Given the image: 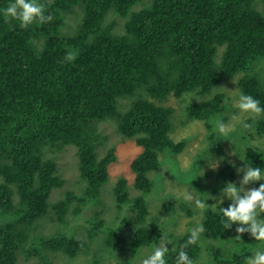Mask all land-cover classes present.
I'll list each match as a JSON object with an SVG mask.
<instances>
[{
	"label": "trees",
	"instance_id": "1",
	"mask_svg": "<svg viewBox=\"0 0 264 264\" xmlns=\"http://www.w3.org/2000/svg\"><path fill=\"white\" fill-rule=\"evenodd\" d=\"M11 2L0 0V264H17L49 208L55 220L65 223L72 206V214L81 215L98 200L109 180V166L117 159L114 147L98 153L106 140L99 128L105 120H112L123 137L134 139L141 148L130 162L140 193L131 197L125 176L113 187L117 208L128 205L133 211L121 222L129 224L130 217L138 227L126 235L120 227L107 226L96 211L87 217V239L53 232L41 236V249L73 257L89 250L100 230L105 232L104 244L115 252L134 254L159 242L164 236L161 226L146 222L147 195L153 188L149 172L160 168L164 150L179 152L185 140L172 139L174 109L157 101L187 91L206 95L223 78L241 74V93L264 107V74L255 70L264 65V9L257 8L258 0H39L53 20L25 29L15 20L6 21L3 9ZM112 11L126 19L121 33L114 31L116 21L107 19ZM76 14L79 22L67 28L69 16ZM69 52L76 57L71 63L64 60ZM119 98H130L125 109ZM223 99L216 93L192 102L187 117L211 120L223 111ZM256 132L264 134V117L257 120ZM65 145L76 147L85 184L80 193L68 191L49 202L51 191L61 188L65 179L56 157L46 149L58 151ZM214 150L223 152L219 146ZM245 163L264 172L263 152L248 146ZM218 177L231 182L235 170L226 164ZM260 183L264 181L255 187ZM228 205L205 212L201 223L205 239L230 238L236 224L225 229L220 211ZM190 234L179 237L175 250L165 257L167 264L176 262ZM184 250L194 261L199 241ZM211 252L214 264H246L250 256L246 246L226 259L220 247ZM46 261L37 264H49Z\"/></svg>",
	"mask_w": 264,
	"mask_h": 264
},
{
	"label": "rangeland",
	"instance_id": "2",
	"mask_svg": "<svg viewBox=\"0 0 264 264\" xmlns=\"http://www.w3.org/2000/svg\"><path fill=\"white\" fill-rule=\"evenodd\" d=\"M147 2L148 0H144V3ZM141 5L142 3L134 8L137 9ZM257 8L263 11L264 2L258 0ZM79 17L80 14L69 16L67 28L75 27L79 22ZM110 18L116 21L114 31L117 33L123 32L126 19L115 15L113 11L107 16V19ZM218 58L219 55L217 54L216 59L218 60ZM255 70L261 75L264 74V65H257ZM240 75L236 74L231 78H223L206 95L197 94L195 91H187L180 97L170 96L157 101L174 109L172 114V139L174 141L185 140V145L179 152L172 153L169 150H164L160 157V168L149 172V176L153 181V188L147 195L149 214L146 222H156L161 226L164 235L162 239L169 242L166 245L169 251L175 250L176 242L181 235L201 225L206 212L202 213L197 209L194 201L185 200L184 194L190 192L195 198L205 200L209 205L215 204L214 208L219 204H230L231 201L226 197L223 198V203H220L221 190L226 185V182L218 177L221 168L226 164L232 166L234 163L236 167H232L235 170V178L231 182L239 186L243 173L237 174L236 169L246 165V148L251 145L256 146L264 154V134L256 132V122L264 117L263 115L255 120L241 117L251 127L245 129L237 123L235 131L230 134L227 140L216 130L217 120H222L225 124L234 123L231 118L234 115H239L236 100L241 93L238 86ZM262 77L264 78V75ZM216 93L224 95L222 100L224 109L220 114L212 117L211 120H207L208 122L187 117L189 104L210 98ZM129 102L130 98H121L119 105L122 109H125ZM209 122L212 126L208 125ZM99 128L106 135V140L98 148L99 155H103L111 147H114L117 155L116 161L109 166V180L102 189L100 197L98 200L90 202L81 215L72 214V206L67 213L65 223H59L55 220L53 211L49 208L47 215L39 220L38 226L30 235V240L24 249L20 251L17 264H37L41 263L43 259L47 260L46 262H49V264H142L143 259L151 255L154 248L160 245L161 240L151 246L141 247L134 254L125 251L115 252L104 244L105 232L100 230L91 243L90 249L84 252L81 251L73 257L61 251H42L41 236L50 235L53 232H66L87 239L89 235L87 217L93 216L96 211L101 213L107 226L111 228L120 227L126 235H130L129 233L138 227L137 221L135 219L132 221L130 217L128 218L129 224L121 222L123 218L132 216L133 211L128 205L123 209L117 208L113 187L120 176H125L128 180L131 197L140 193L134 187V174L130 170V162L141 148L134 139L123 137L117 131L112 120L100 122ZM214 146L221 147L223 152L213 151ZM46 153L56 157L59 173L65 179L61 188L51 191L48 201L54 202L62 198L68 191L80 193L85 181L79 175L76 147L65 145L58 151L47 148ZM218 162L219 166L216 167ZM2 180L0 176V182ZM257 182L246 187H255ZM14 199L15 201L18 199L17 195L14 196ZM239 226L236 224L230 238L221 241L207 240L201 234L198 240L200 246L199 256L193 261L194 264H214L212 247H220L225 259L232 257L243 246L248 248L250 256L258 250L264 251V243L256 241L249 233H244L240 239H237L236 228ZM32 249L40 250V254L30 253L29 251H32ZM168 264H176V262L173 261Z\"/></svg>",
	"mask_w": 264,
	"mask_h": 264
},
{
	"label": "clouds",
	"instance_id": "3",
	"mask_svg": "<svg viewBox=\"0 0 264 264\" xmlns=\"http://www.w3.org/2000/svg\"><path fill=\"white\" fill-rule=\"evenodd\" d=\"M45 11V4L40 3L39 0H13L3 9V15L6 21L15 20L19 22L21 28L26 29L34 23L44 25L51 22L53 20L52 15H45ZM75 58V55L69 52L66 53L64 60L71 63ZM236 107L239 109V115H234L231 118L234 123L225 124L222 120L216 121V130L225 140L235 131L237 123L245 129L251 127L241 117L255 120L264 115V107L260 105L259 100L251 95L240 93L236 100ZM218 166L219 162L216 164V167ZM232 166L236 167L234 163ZM236 171L237 174L243 173L239 186L233 182H228L221 190L220 203H223L224 197L231 201L227 208H220L225 218L223 226L225 229H229L233 224H238L240 226L236 228L237 239H240L242 234L249 233L256 241L264 243V218H260L264 215V183H260L258 188L246 187L257 181H264V172L259 167L247 165L237 168ZM184 199L189 202L194 201L195 207L202 213L215 207V204L209 205L205 200L195 198L190 192L184 194ZM204 231L202 224L191 231L189 239L176 254V264H194L184 249L189 245L197 244ZM168 244V241L161 239L160 245L154 248L151 255L143 259L142 264H167L165 257L169 252V248L166 247ZM246 264H264V251L258 250L247 257Z\"/></svg>",
	"mask_w": 264,
	"mask_h": 264
}]
</instances>
